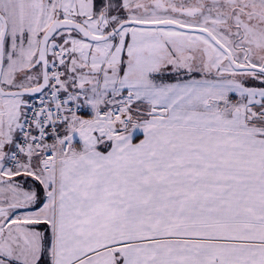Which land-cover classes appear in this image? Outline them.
I'll list each match as a JSON object with an SVG mask.
<instances>
[{
	"label": "snow or ice",
	"instance_id": "6c2138e0",
	"mask_svg": "<svg viewBox=\"0 0 264 264\" xmlns=\"http://www.w3.org/2000/svg\"><path fill=\"white\" fill-rule=\"evenodd\" d=\"M0 264H264V0H0Z\"/></svg>",
	"mask_w": 264,
	"mask_h": 264
}]
</instances>
